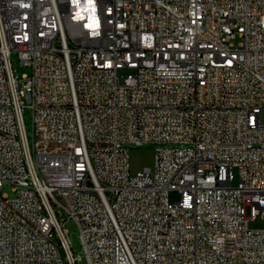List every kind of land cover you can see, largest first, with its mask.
I'll return each instance as SVG.
<instances>
[{"label": "built area", "instance_id": "2783aa9c", "mask_svg": "<svg viewBox=\"0 0 264 264\" xmlns=\"http://www.w3.org/2000/svg\"><path fill=\"white\" fill-rule=\"evenodd\" d=\"M263 112L264 0H0V264H264Z\"/></svg>", "mask_w": 264, "mask_h": 264}, {"label": "rangeland", "instance_id": "374dc122", "mask_svg": "<svg viewBox=\"0 0 264 264\" xmlns=\"http://www.w3.org/2000/svg\"><path fill=\"white\" fill-rule=\"evenodd\" d=\"M240 38L234 39V42L237 43ZM12 66L15 70V73L19 76L23 74H31V68L23 66L19 56L16 52L11 54ZM126 70L120 72V74L126 73ZM26 107L23 111V119L26 129V135L30 149L32 150L34 156V141H35V126L33 119V110L28 106L26 102ZM261 119L264 122V112L261 115ZM160 146L155 143H145L141 145H131L130 146V173L135 175L138 171L144 170L145 168H150L152 171L156 168V149ZM238 180L234 181V185H237ZM2 192L7 194L9 198H15L17 193L14 191V185L12 183H5L3 186ZM180 195L178 193H171V199L173 201L179 199ZM58 211L59 218L61 221H65L64 225L68 230V235L71 240V246L73 248L75 255H80L81 260L79 264H89L88 257L86 255L83 242L81 239V232L78 224L75 220L67 218L63 213V210L60 207H56ZM247 215H250V209H247ZM249 227L251 229H262L264 228V216L259 215L257 219L250 221Z\"/></svg>", "mask_w": 264, "mask_h": 264}]
</instances>
